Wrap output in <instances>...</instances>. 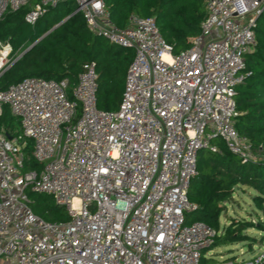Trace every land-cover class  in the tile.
Wrapping results in <instances>:
<instances>
[{"label": "built area", "instance_id": "built-area-1", "mask_svg": "<svg viewBox=\"0 0 264 264\" xmlns=\"http://www.w3.org/2000/svg\"><path fill=\"white\" fill-rule=\"evenodd\" d=\"M68 1L134 58L113 111L98 107L94 62L74 83L26 77L0 90V116L6 105L20 120L13 134L0 126V264H203L219 232L185 223L196 208L187 193L198 153L216 151L219 137L243 163L261 159L234 118L264 0H208L199 35L178 54L154 18L132 15L121 28L105 0H0V21L27 8L25 22L35 24ZM13 50L0 40V77L24 52ZM28 141L42 166L24 171ZM29 192L50 195L69 220L37 216ZM257 248L238 264H264V238Z\"/></svg>", "mask_w": 264, "mask_h": 264}, {"label": "trees", "instance_id": "trees-1", "mask_svg": "<svg viewBox=\"0 0 264 264\" xmlns=\"http://www.w3.org/2000/svg\"><path fill=\"white\" fill-rule=\"evenodd\" d=\"M207 2L105 0V5L112 21L121 28L129 26L132 15L154 18L163 38L178 54L191 45L193 37L199 35L201 23L206 17ZM75 10L76 5L72 2H61L35 24L25 22L27 8L8 12L4 16L0 21V40L11 41L14 58L33 43L36 44L0 77V90L26 77L57 80L67 77L74 83L84 64L94 62L98 74V107L107 111L119 108L134 49L119 47L94 34L83 15L74 14ZM57 24L60 25L54 28ZM255 32L256 44L245 55L248 74L236 89L238 115L234 123L238 132L248 137L261 159L255 163H243L240 156L231 152L219 137L212 139L218 147L216 151L204 148L198 153L196 174L190 180L187 193L196 208L185 213V223L203 221L219 232L206 252L221 245L247 241L251 247L256 242L254 237L243 234L253 226L245 219L231 220L224 229L220 225V217L226 209L224 203L234 198L237 187H249L256 191L254 202L264 209V11L257 19ZM19 125V118L4 105L0 126L13 134ZM31 149L32 142L28 141L24 171L42 166L31 157ZM41 195L29 192L30 205L37 216L49 222L69 220L65 207L58 206L50 195ZM263 238L264 235L260 240ZM202 263L215 264V258L203 256Z\"/></svg>", "mask_w": 264, "mask_h": 264}, {"label": "rangeland", "instance_id": "rangeland-1", "mask_svg": "<svg viewBox=\"0 0 264 264\" xmlns=\"http://www.w3.org/2000/svg\"><path fill=\"white\" fill-rule=\"evenodd\" d=\"M256 194V191L249 187H237L234 198L224 203L226 209L220 217V225L224 229L230 225L231 220L245 219L253 226L245 230L243 234L254 237L257 246L253 247L254 245H252L250 247L247 241L217 246L211 253L213 258H215V264L230 260L236 261L238 264L240 261L249 259L259 252L258 243L264 234V209L258 207L254 202L253 197ZM39 196L43 195L39 194Z\"/></svg>", "mask_w": 264, "mask_h": 264}, {"label": "water", "instance_id": "water-1", "mask_svg": "<svg viewBox=\"0 0 264 264\" xmlns=\"http://www.w3.org/2000/svg\"><path fill=\"white\" fill-rule=\"evenodd\" d=\"M67 18H68V17H67ZM67 18H65V19L63 20V22L66 21ZM58 25H60V24H57L54 28H56ZM45 36H46V34H45L43 37H45ZM43 37H42V38H43ZM35 44H36V42L33 43L31 46H29V47H28V48L22 53V55L25 54L28 50H30Z\"/></svg>", "mask_w": 264, "mask_h": 264}]
</instances>
